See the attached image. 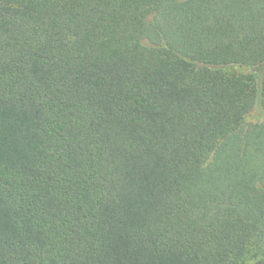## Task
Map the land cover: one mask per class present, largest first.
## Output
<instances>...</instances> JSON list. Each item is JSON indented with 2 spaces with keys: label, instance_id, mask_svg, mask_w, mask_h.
<instances>
[{
  "label": "trees",
  "instance_id": "trees-1",
  "mask_svg": "<svg viewBox=\"0 0 264 264\" xmlns=\"http://www.w3.org/2000/svg\"><path fill=\"white\" fill-rule=\"evenodd\" d=\"M264 0H0V264H264Z\"/></svg>",
  "mask_w": 264,
  "mask_h": 264
},
{
  "label": "rangeland",
  "instance_id": "rangeland-1",
  "mask_svg": "<svg viewBox=\"0 0 264 264\" xmlns=\"http://www.w3.org/2000/svg\"><path fill=\"white\" fill-rule=\"evenodd\" d=\"M222 70L228 75H245L255 76L258 80V88L261 90V78L264 72V66L260 67H244V66H227L223 67ZM264 120V107L262 103V97L259 95L256 105L252 111L246 116V122L256 123Z\"/></svg>",
  "mask_w": 264,
  "mask_h": 264
}]
</instances>
